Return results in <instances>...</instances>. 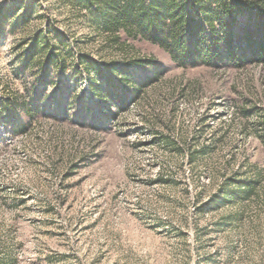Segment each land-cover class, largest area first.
<instances>
[{
	"label": "rangeland",
	"instance_id": "obj_1",
	"mask_svg": "<svg viewBox=\"0 0 264 264\" xmlns=\"http://www.w3.org/2000/svg\"><path fill=\"white\" fill-rule=\"evenodd\" d=\"M133 58L156 65L123 89L106 63ZM0 264H264V64L181 65L76 0H0Z\"/></svg>",
	"mask_w": 264,
	"mask_h": 264
},
{
	"label": "trees",
	"instance_id": "obj_2",
	"mask_svg": "<svg viewBox=\"0 0 264 264\" xmlns=\"http://www.w3.org/2000/svg\"><path fill=\"white\" fill-rule=\"evenodd\" d=\"M94 11V19L103 33L119 40L124 36L146 39L167 51L181 65L216 66L229 61L236 66L246 63L264 64V0H76ZM246 19L245 21H243ZM58 64L62 57L47 55ZM116 74L122 88L134 83L130 74L145 65H156L154 58H133L106 63ZM154 77L157 72L154 71ZM146 84L148 77L140 80ZM122 101H126L123 97ZM6 105V104H5ZM7 108L30 118L27 94H15ZM164 143L174 149L176 143L166 138ZM205 154V150L201 151ZM236 182V179H232ZM231 184V183H230ZM228 184V185H230ZM239 189L251 192L249 181ZM233 198L238 191L226 186L222 191Z\"/></svg>",
	"mask_w": 264,
	"mask_h": 264
}]
</instances>
